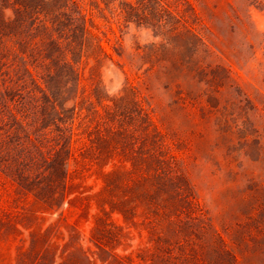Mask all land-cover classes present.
<instances>
[{"label": "trees", "instance_id": "16d2710c", "mask_svg": "<svg viewBox=\"0 0 264 264\" xmlns=\"http://www.w3.org/2000/svg\"><path fill=\"white\" fill-rule=\"evenodd\" d=\"M194 1L0 0V264H264V218H214L174 125L211 69ZM131 21L161 40L125 53Z\"/></svg>", "mask_w": 264, "mask_h": 264}, {"label": "rangeland", "instance_id": "374dc122", "mask_svg": "<svg viewBox=\"0 0 264 264\" xmlns=\"http://www.w3.org/2000/svg\"><path fill=\"white\" fill-rule=\"evenodd\" d=\"M194 5L211 69L191 85L201 93L199 101L173 115L188 142L181 151L191 155L190 178L217 221L245 214L264 218V0H196ZM160 40L132 21L122 29L125 53ZM122 80L114 66L105 69L110 92ZM148 92L163 112L171 90L152 77Z\"/></svg>", "mask_w": 264, "mask_h": 264}]
</instances>
